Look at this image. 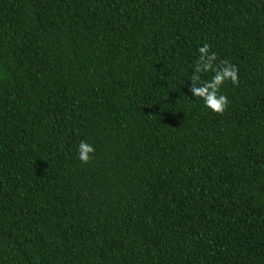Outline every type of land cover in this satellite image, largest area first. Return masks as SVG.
Segmentation results:
<instances>
[{
  "label": "trees",
  "instance_id": "16d2710c",
  "mask_svg": "<svg viewBox=\"0 0 264 264\" xmlns=\"http://www.w3.org/2000/svg\"><path fill=\"white\" fill-rule=\"evenodd\" d=\"M0 264H264V0H0Z\"/></svg>",
  "mask_w": 264,
  "mask_h": 264
},
{
  "label": "clouds",
  "instance_id": "9594fccd",
  "mask_svg": "<svg viewBox=\"0 0 264 264\" xmlns=\"http://www.w3.org/2000/svg\"><path fill=\"white\" fill-rule=\"evenodd\" d=\"M197 58L193 63V73L190 77L193 86L190 88L194 100L202 102V106L216 114H222L228 107V97L221 93V88L226 82L233 87L239 85L238 69L227 60L217 63L215 52L210 50V45L205 42L197 49ZM208 79H203L204 75ZM94 146L87 141H80L77 146V159L81 164H87L94 155Z\"/></svg>",
  "mask_w": 264,
  "mask_h": 264
}]
</instances>
